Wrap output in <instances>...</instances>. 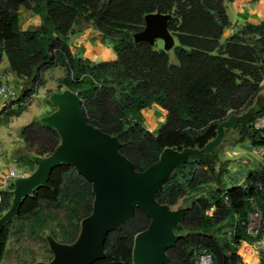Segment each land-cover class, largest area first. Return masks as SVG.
I'll return each mask as SVG.
<instances>
[{
    "label": "trees",
    "instance_id": "obj_1",
    "mask_svg": "<svg viewBox=\"0 0 264 264\" xmlns=\"http://www.w3.org/2000/svg\"><path fill=\"white\" fill-rule=\"evenodd\" d=\"M233 1L0 0V65L5 55L11 72L29 84L18 102L23 104L37 94L46 84L47 71L62 67L66 73L59 91L70 88L81 92L87 121L119 137L121 152L139 172L155 164L166 148L202 149L217 136L219 124L229 116L241 115L251 107L258 110L251 124L226 130L215 154L195 155L178 167L158 194L162 204L174 208L182 201L179 207L188 208L176 229L188 237L169 252L170 264H194L204 249L212 253L214 264H244L223 230H235L236 243L247 240L242 221L250 209L248 198H256L259 208H264V163L249 170L246 190L226 189L224 180L229 169L223 164L227 148L244 142L264 148V129L254 127L264 118V99L256 103L264 82V21L245 24L222 44L224 31L232 27L227 4ZM22 9L41 17L40 30L21 29ZM151 14L169 16L167 28L178 43L177 65L155 44L135 41L134 36L145 29ZM79 19L92 23L113 43L116 61L94 63L72 53L69 36ZM153 105L167 111L157 133L147 129L142 114ZM22 138L25 148L17 159L29 166L31 173L36 170L31 156H49L60 144L58 133L39 120L23 129ZM13 190L12 185L5 193L0 217L11 207ZM225 191L228 206L223 203ZM93 202L92 185L73 167L55 168L48 186L30 196L0 234V264L13 225L36 240L40 248L38 253L24 252L17 264L51 261L47 236L73 243L82 220L92 212ZM212 207L216 210L210 216ZM149 224L150 219L137 209L133 220L108 235L106 257L94 264H132L135 237ZM259 264H264V259Z\"/></svg>",
    "mask_w": 264,
    "mask_h": 264
},
{
    "label": "water",
    "instance_id": "obj_2",
    "mask_svg": "<svg viewBox=\"0 0 264 264\" xmlns=\"http://www.w3.org/2000/svg\"><path fill=\"white\" fill-rule=\"evenodd\" d=\"M168 19L169 16L161 14L147 16L145 29L134 36L135 41L155 44L160 39L166 47L172 46L174 39L167 28ZM49 102L56 110L42 116L39 122L58 133L60 144L49 156L32 155L36 170L13 181V199L10 209L0 217V234L19 215L26 200L48 186L59 166L73 167L92 185L94 202L91 214L81 222L77 239L64 244L48 235L46 240L53 258L36 264H94L103 260L108 235L133 220L137 209L146 214L150 224L135 237L132 264H170L169 252L188 237L176 232L188 208L173 209L162 204L157 200L158 194L178 167L195 155L215 154L226 130L238 124H251L258 113L251 107L241 115L233 114L219 124L217 136L204 148L181 151L166 148L155 164L139 172L121 152L123 144L119 137L87 121L80 91L65 88L51 94Z\"/></svg>",
    "mask_w": 264,
    "mask_h": 264
},
{
    "label": "rangeland",
    "instance_id": "obj_3",
    "mask_svg": "<svg viewBox=\"0 0 264 264\" xmlns=\"http://www.w3.org/2000/svg\"><path fill=\"white\" fill-rule=\"evenodd\" d=\"M83 21L86 22L83 19H79L78 24L83 23ZM231 30V28H227L224 31L223 37L221 38L222 44L226 43V41L233 35L231 33ZM237 31L238 28L236 29V32ZM155 46L157 49L165 50L169 54L172 64H178V60L175 56V48L178 46L176 40H174L172 46L166 47L165 43L159 39L155 42ZM112 50L115 55L113 61H116L117 54L114 50V47H112ZM105 60V62H107V58H105ZM0 71L1 75L9 79V84L15 86L18 91V98L12 103L13 107L16 109H12V107H10L9 109L13 111L7 112V109V111H4L0 117V145L3 146V156L8 157V161L11 164L13 162L11 157L13 153L23 148L22 132L24 125L30 123V121H32L34 118H37L35 121H38L47 111H50L49 113H51L56 110V108L52 104H50L49 97L54 92L59 91L60 80L62 77L65 76L66 72L65 69H63L62 67H55L47 71L45 73L46 84L43 87L39 88L37 94L32 96L25 103L20 104V102L18 101L24 95L26 89L29 88V84L26 81L24 82L14 76V74L10 70L9 62L5 55L3 56V61L0 65ZM1 103L2 100L0 99V104ZM22 111L24 112L23 114H21V116H15ZM12 116H15L16 118H13L12 120ZM145 125L151 127L149 121H147ZM252 147L253 146L249 142H244L236 146L229 147L225 150L226 152L223 157V164L225 166L227 165L228 167H234L236 163L240 161L245 166V168H250L253 164L255 165L257 162H262L263 159L259 155L254 153L247 154V151H252ZM232 149H236L240 152L241 155L239 157V160L237 158L227 157L226 153L231 151ZM1 157L2 156L0 154V159ZM11 165H14L15 168L18 167L24 170L27 175L31 174V169L29 166L18 164V162H13ZM182 205L183 202L181 201L179 203V206ZM179 206L174 207L173 209H178L180 208ZM31 242H33V240L29 237L26 232L21 233V229L19 230L18 225H13L10 229V241L8 243L7 251L2 261V264H17L18 258L24 252H40V248L37 244V241L35 240L33 242V245L30 246L32 244ZM239 255L242 257L240 252ZM243 263L247 264L245 262Z\"/></svg>",
    "mask_w": 264,
    "mask_h": 264
},
{
    "label": "crops",
    "instance_id": "obj_4",
    "mask_svg": "<svg viewBox=\"0 0 264 264\" xmlns=\"http://www.w3.org/2000/svg\"><path fill=\"white\" fill-rule=\"evenodd\" d=\"M227 13L232 23L231 33L234 34L237 28L239 29L247 23L259 24L264 21V0H235L227 4ZM19 20H20V27L23 31H37L41 29L42 26L41 17L29 9H22L19 12ZM69 45L72 53L77 58L88 60L94 63L105 62L106 61L105 58H107V62H110L113 61V58L115 56L112 50V47H114L113 43L110 40L104 39L101 33L91 23H86L84 21L81 24H78L77 21V23L74 25L73 30L69 36ZM1 81L2 83L5 82L9 83V79H7V77L3 75H1ZM261 87L262 90L259 98L256 101L257 104L261 103L264 99V82L261 84ZM12 109H16V108L12 106ZM6 111L7 110H5V112ZM12 111L13 110L8 109L7 112H12ZM23 112L24 111L18 113L15 116H21ZM49 112L50 111L45 112L44 115H47ZM142 114L145 123L149 121L151 125V127L146 126L147 129L153 133H157L161 129L162 125L165 123L167 111H165L158 105H153L152 107L145 109L142 112ZM15 116L11 117L12 120L13 118H16ZM36 119L37 118H34L27 125L31 124ZM27 125H24L23 129ZM24 148H25V142L23 140V148L21 150L14 152L13 155L11 156L13 162H18L17 156L23 154ZM0 154L2 156L0 159V181H1L7 176L10 169L14 168V165H11L13 162L11 164L9 163L8 157L3 156L2 145H0ZM262 162L259 163L257 162L255 165L253 164L252 167L250 168H245L242 162L241 164L247 170H254L258 168V166ZM18 164L24 165L23 162H18ZM228 168L233 169L234 167L229 166ZM241 255L243 262L247 264H259V259H256L255 257L247 253Z\"/></svg>",
    "mask_w": 264,
    "mask_h": 264
},
{
    "label": "built area",
    "instance_id": "obj_5",
    "mask_svg": "<svg viewBox=\"0 0 264 264\" xmlns=\"http://www.w3.org/2000/svg\"><path fill=\"white\" fill-rule=\"evenodd\" d=\"M18 91L17 88L9 83H2L0 85V99L2 103L0 104V116L1 114L12 107L13 101L17 100ZM256 130L264 129V118L258 119L254 123ZM254 153L259 155L263 162L258 166L259 169L264 163V148L252 147V151H247V154ZM228 158H237L239 160L240 152L236 149L226 153ZM255 170V169H254ZM28 176L24 170L20 168L10 169L7 176L0 181V208L3 206L5 201V193L8 191L9 187L13 185V181L18 178H24ZM248 176L249 170L245 169L241 162H237L233 169H228L225 174L224 180L226 182V189L229 188H240L246 190L248 188ZM258 187L261 186L258 184ZM229 196L227 191L223 194V203L229 205ZM250 204V209L247 212V218L242 221V226L246 231L248 237L247 240L241 241L240 243L235 242V230L232 228H225L223 230V236L227 241L235 248H238L241 254L247 253L256 259H259V263L264 259V208L261 209L258 206L256 198H248ZM264 203V200H263ZM264 207V205H263ZM216 208L212 207L208 214L213 215ZM194 264H214L213 255L208 250L204 249L194 260Z\"/></svg>",
    "mask_w": 264,
    "mask_h": 264
}]
</instances>
